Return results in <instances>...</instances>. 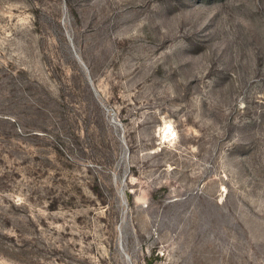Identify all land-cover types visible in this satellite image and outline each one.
<instances>
[{
  "label": "rangeland",
  "instance_id": "1",
  "mask_svg": "<svg viewBox=\"0 0 264 264\" xmlns=\"http://www.w3.org/2000/svg\"><path fill=\"white\" fill-rule=\"evenodd\" d=\"M0 264H264V0H0Z\"/></svg>",
  "mask_w": 264,
  "mask_h": 264
}]
</instances>
